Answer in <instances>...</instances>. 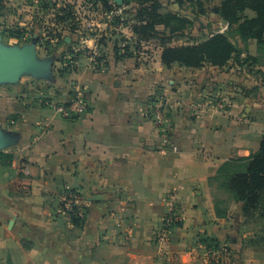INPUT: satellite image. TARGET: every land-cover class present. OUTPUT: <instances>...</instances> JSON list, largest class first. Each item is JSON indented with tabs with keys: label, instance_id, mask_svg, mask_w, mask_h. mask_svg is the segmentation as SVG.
Masks as SVG:
<instances>
[{
	"label": "crops",
	"instance_id": "1",
	"mask_svg": "<svg viewBox=\"0 0 264 264\" xmlns=\"http://www.w3.org/2000/svg\"><path fill=\"white\" fill-rule=\"evenodd\" d=\"M96 3L103 7L100 0ZM94 18L90 24L95 28L86 35L81 30L86 19L81 16L73 35L64 34L65 42L105 51L108 63L92 69L89 57L79 69L75 87L87 93L88 112L79 120L64 119L58 126L57 141L44 144L30 156L31 193H19L23 180L14 149L22 139L3 150L14 158L8 164L0 162V264H196L197 255L205 262L206 255L204 248L200 251L193 246L200 247L208 238L229 242L238 252L250 249L244 244L256 228L245 221L240 203L210 179L226 161L249 156L259 146L264 105L257 100L264 96V54L251 65L232 59L225 67L179 65L178 71H168L156 40L132 48V55L117 57V44L122 46L123 39L133 43L132 29L128 25L111 34L97 15ZM39 43L46 46L41 39ZM151 44L156 56L148 60L146 51H151L147 47ZM255 46L249 52L259 55ZM170 70L181 73L183 79H170L177 83L172 88L179 90L202 76L203 88L198 90L215 87L226 105L220 109L213 103L188 125L181 146L204 150L206 157L182 156L185 165L181 167L177 155L158 151L162 130L147 120V107L136 109L135 102L138 95H147L148 84H162ZM252 109L255 112L249 115ZM197 159L208 166L195 171ZM70 187L81 188L89 201L83 226L60 213L61 194ZM121 188L138 195V203L120 218H109L106 210L112 209L114 195ZM170 190L187 198L180 209L183 221L172 227L169 240L164 241L160 238L167 212L163 196ZM251 249L264 259V250Z\"/></svg>",
	"mask_w": 264,
	"mask_h": 264
},
{
	"label": "rangeland",
	"instance_id": "2",
	"mask_svg": "<svg viewBox=\"0 0 264 264\" xmlns=\"http://www.w3.org/2000/svg\"><path fill=\"white\" fill-rule=\"evenodd\" d=\"M162 2L165 9L197 15L187 4L181 7L174 0H162ZM219 2L220 0L206 2L205 14L197 15L206 25L205 28L201 27V23L198 20L193 19V26L191 29L186 30L187 34L174 38L171 44H185L197 41L213 30L225 31L226 25L216 12ZM0 8V28L5 42L9 44H24L31 41L34 33H40L39 39L46 42V46L38 43L39 55L42 57L55 56L56 58L54 70L57 80L55 82L24 76L18 84L0 85V123L7 129L22 133V141L14 150L18 155L16 162L17 172H19L18 175L23 180L19 193L22 192V195H24V193H31L33 189L31 185L30 156L42 149L44 144L48 145L57 141L59 136L57 132L58 126L63 123L64 119L79 120L88 112L90 100L86 95L87 93L84 92L82 87H75L78 81L79 69L84 67L85 61L89 62V57L91 58L90 65L92 69L104 68L102 66L107 65L108 60L105 51H99L97 57H95L93 56L95 52L91 51L93 49L89 50L87 45H76L75 41L73 45L68 46L65 42V35H73V29L77 28L75 22L78 2L76 0H0ZM127 8L129 7L126 6ZM65 25L66 27H64ZM91 28L95 27L89 21H86L83 26V31L87 33L86 35L91 33ZM77 38L80 40V37ZM236 43H240L239 40H236ZM255 45V42L250 43L248 46L249 50L253 51L256 48ZM241 46L243 45L241 44ZM147 47L151 50L150 52L146 51L147 58L152 60V57L156 56V48H153L152 44ZM150 62L152 63V61ZM179 67V65L174 64L172 67H167L166 70L176 68L175 71H178ZM170 71L162 84L151 85L152 87L148 84L147 95L142 97L138 95L135 102L136 109L141 106L147 107L145 108L147 120L155 122L162 130L163 139L158 151L163 153L171 152L177 155L180 159L179 165L181 167L185 165V160L181 159L182 156L206 157L204 150L193 151L192 147L186 144L181 146L182 140L187 138L188 132L186 130H188V125L196 122V119L204 111L208 110L213 103L220 109H225L226 106L220 105V101H223V98H221L217 90H214L215 87L212 90L210 86H207L205 92L198 90L203 88L200 85L202 80H204L202 76L200 80L195 82L193 79V83L186 82L187 86H180L181 89L179 90L172 88L177 83H170L169 80H181L182 75L179 72ZM182 74L187 75L184 72ZM78 99L83 100L85 104L83 111H65L67 106L75 104ZM257 103L264 105V96L258 98ZM254 112V109L250 110L249 115L254 114ZM203 166H208V163L197 159L193 168H195V171H199ZM210 183L218 186L217 181L213 179H210ZM124 191L126 190L121 188L114 195L113 203L115 202V204L111 207V210H106L107 217L115 219L118 216L120 218L121 214L131 212V209L138 203V195H130ZM185 198L187 196L178 193L177 190L167 192L163 196V203L167 210L164 219L173 212L178 218L173 224L183 221L184 217L180 209L182 204L185 203ZM74 203L80 206V216L84 212L88 214L89 201L83 190L71 187L65 190V194H61L60 213L64 212L71 217L70 210L73 208L72 204ZM227 244L231 246L229 242H223L221 246L227 248ZM200 245V247H193L195 250L201 251L205 243L200 242ZM246 247H250V249L242 248L240 252H232L234 253L233 257L228 256L231 250H227L225 253H223L224 250L219 251L218 254L222 255V259L216 264H264L263 257L261 258L260 254L256 255L253 252L254 250L251 249L252 245ZM195 262L196 264H208V256L206 255L205 262L200 255H197Z\"/></svg>",
	"mask_w": 264,
	"mask_h": 264
},
{
	"label": "trees",
	"instance_id": "3",
	"mask_svg": "<svg viewBox=\"0 0 264 264\" xmlns=\"http://www.w3.org/2000/svg\"><path fill=\"white\" fill-rule=\"evenodd\" d=\"M100 1L106 11H113L119 6L129 7L124 10L125 24H129L135 38L131 39L132 44L120 38L123 42L122 46L117 44L115 47L117 57L132 55V48L140 49L142 42L151 40H156L162 47L161 59L167 67L174 64L188 68H201L205 65L225 67L232 59L241 65H251L264 54V0H220L216 12L227 25L226 30H213L197 41L185 44L171 43L174 38L187 34L186 30L192 28L194 20L181 15L179 11L165 9L162 0H123L122 4L115 0ZM209 1L174 0L181 7L187 4L197 15L205 14V3ZM236 40L240 43H236ZM252 40L257 44L259 55L249 52L248 46ZM103 43H106L105 40ZM13 158V153L0 151V162L8 164ZM211 179L217 181L220 188L240 203L245 221L256 228L255 235L244 246L252 245L264 250V134L255 151L249 156L226 161ZM72 207V219L76 225L83 226L87 212L80 216V206L74 203ZM218 213L221 214V210L218 209ZM203 242L213 250L221 248L223 243L215 238L204 239ZM225 249L223 253L231 250L229 257H233L232 252H238L228 244Z\"/></svg>",
	"mask_w": 264,
	"mask_h": 264
},
{
	"label": "water",
	"instance_id": "4",
	"mask_svg": "<svg viewBox=\"0 0 264 264\" xmlns=\"http://www.w3.org/2000/svg\"><path fill=\"white\" fill-rule=\"evenodd\" d=\"M122 2V0H118ZM218 10V8H216ZM181 15L189 16L201 23V18L193 13L179 11ZM39 35L34 33L30 42L24 44H9L3 40L0 28V85L18 84L24 76H31L49 82H55V56L42 57L38 53ZM22 139L19 131L7 129L0 123V151L17 145Z\"/></svg>",
	"mask_w": 264,
	"mask_h": 264
},
{
	"label": "built area",
	"instance_id": "5",
	"mask_svg": "<svg viewBox=\"0 0 264 264\" xmlns=\"http://www.w3.org/2000/svg\"><path fill=\"white\" fill-rule=\"evenodd\" d=\"M78 2V9L76 11L77 17H76V24L77 21L80 20L81 16H84V18L86 19V21H92L96 20V18H94V15L98 16V21L100 23H104L106 25V29L107 31L110 29L111 30V34H114L115 32H118L121 28L128 26L129 24H125V20H126V16L124 14V9H126V6H119L116 9H114L113 11H106L103 9V7H98L96 4V2L92 1V0H76ZM116 17L119 19L117 21ZM85 21V22H86ZM83 31V29H81ZM84 32V31H83ZM102 32V31H101ZM101 32H100V36H101ZM99 37V34L96 36V38ZM99 51H96L94 56L97 57ZM222 104V106H226L223 101H220V105ZM85 108V104L83 102V100L78 99L77 102L73 105L67 106L65 111H72V110H76V111H83ZM64 109V108H62ZM173 210V208H172ZM175 220H178V218L175 216V214H173V212H171L165 219L163 222V227L160 231V238L163 239L164 241H168L170 238V234H171V229L173 227V223L175 222ZM204 251H205V255L208 256V264H216L220 259H222V255L220 256L219 251H223L226 250L223 246H221V248L219 249H215L213 250L211 247H208L206 245H204ZM215 262H214V261ZM210 261V263H209Z\"/></svg>",
	"mask_w": 264,
	"mask_h": 264
}]
</instances>
